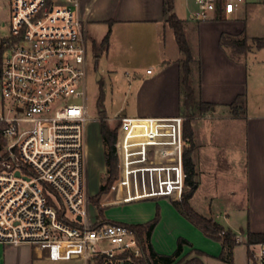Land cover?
<instances>
[{"label": "built area", "instance_id": "obj_1", "mask_svg": "<svg viewBox=\"0 0 264 264\" xmlns=\"http://www.w3.org/2000/svg\"><path fill=\"white\" fill-rule=\"evenodd\" d=\"M244 1L191 0L188 20L228 16ZM90 10L83 0H0V243L52 260L142 264L135 230L92 210ZM118 124L117 203L181 199L184 117L122 114ZM164 149L174 152L161 158ZM250 253L252 264H264V242Z\"/></svg>", "mask_w": 264, "mask_h": 264}, {"label": "crops", "instance_id": "obj_2", "mask_svg": "<svg viewBox=\"0 0 264 264\" xmlns=\"http://www.w3.org/2000/svg\"><path fill=\"white\" fill-rule=\"evenodd\" d=\"M83 1L91 5L88 16V34L95 39V31L102 26L105 27L103 29L106 34L109 30L111 31L109 45L104 52L107 53L115 36H118L121 52L123 54L134 53V61L132 64L128 63L131 64L133 72L132 81L129 84L133 97L131 116L173 117L181 115L180 61L183 53L179 47L175 30L167 20L165 0ZM245 2L246 0L228 16L201 22L188 20L191 0H174L173 11L178 18L185 21V29L194 57L201 62V73L199 74L198 69L195 70L196 88L200 87V95L204 101L216 105L210 111L197 113L192 118L195 137L191 157L195 164L194 178L198 182V187L191 198V203L194 207V198L203 182L201 178H207L211 183H216L222 178L221 175H217L219 168L231 172L235 168L233 164L239 163L232 152L236 149L241 150L244 157L242 168L244 190L240 195L248 202L249 209L240 221V231L249 226L252 231L264 234V47L258 48L254 43V39L264 37V33L250 24L248 16L245 15V10L248 8ZM260 3L264 4V0ZM225 34L246 36L251 45L250 50L233 56L232 49L221 43L222 35ZM104 52L91 61L94 66H100ZM142 56H145L148 61L146 66L140 63ZM149 69L151 72L148 73ZM239 95L246 96L247 113L245 117L234 116L229 106ZM238 134L242 138L241 142L237 138ZM216 159L218 162L214 164L213 161ZM208 180L206 183H209ZM233 191L231 189L230 193ZM209 197L204 198L208 200ZM164 199L169 200L168 198L144 200L156 201L154 214L149 220L138 222L145 223L153 219L157 206H160L161 220L151 237L154 249L160 254H172L178 247L179 238L182 237L191 243V245L185 244L184 247L188 246L190 250L199 249L207 254L203 256V259L218 256L222 251V243L207 237L200 228L184 217L170 200L166 201L167 205L172 212L176 209L181 214L180 216L193 226L190 227L193 231L189 229L192 234L198 233L206 245H221V250L218 254H212L205 249L198 248L191 235H179L177 247L172 252L166 253L158 249L159 244L154 242V238L160 226L168 218L161 202ZM205 209L209 217L214 218L215 215L218 217L223 213L224 219L229 220L230 218L227 208L215 211L212 205L207 204ZM204 215L207 216V214ZM224 226L234 231L230 224ZM9 248V250L16 251L21 249V246L9 245ZM189 253L190 251L186 254ZM182 254L180 257L186 255Z\"/></svg>", "mask_w": 264, "mask_h": 264}, {"label": "rangeland", "instance_id": "obj_3", "mask_svg": "<svg viewBox=\"0 0 264 264\" xmlns=\"http://www.w3.org/2000/svg\"><path fill=\"white\" fill-rule=\"evenodd\" d=\"M261 1L263 0H246L245 4L248 5V8L245 10V15L248 16V20L252 26L264 33V4H261ZM103 28L105 27L102 26L95 31V39L93 36L89 35L92 60L97 56L99 57L105 50L101 43L106 34ZM117 37L118 36H115L107 53L104 52L100 66L96 67L93 63L90 64L88 75V108L93 120L88 130L89 164L87 175L88 188L92 197L99 193L108 175L105 159L106 149L103 144L100 129L101 120H106L111 128H115L118 125V117L122 116L124 111H126L127 115H132L130 109L133 103V97L130 92L131 88L129 84L133 77L131 64L135 57H133V52L126 54L121 52V43ZM146 62H148L146 57L142 56V58H140L142 66H146ZM101 87H103L105 94L102 104L99 103L98 100ZM237 138H239V142L242 141L239 134ZM173 152L174 149H164L159 153V156L161 158H169L170 154ZM232 155L236 157L239 163L233 164L235 168L232 169L231 172H228L227 169L219 168L217 175H221L222 178L218 179L216 183H211L207 178H201L203 182L196 198H194V207L198 212L207 214V216H209V214L206 213L208 212L207 209H205L207 204L212 205L215 211H222L227 208L230 212L229 220L222 217V212L221 215L219 214L218 217L215 215L214 218L221 223L224 222V225L230 224V226L234 228V231L239 233L240 221L246 216L249 205L248 202L245 201L246 199L242 198V195H240L242 194L241 191L244 190V176L242 170L244 162L243 152L236 149L232 152ZM217 162L218 159L213 161L214 164ZM206 180H208L209 183H206ZM186 189L189 190L188 187ZM231 189L234 190L232 193H230ZM238 195L240 196L238 197ZM121 196L122 195L118 194L116 191L113 193L108 192L100 196L99 204H104L106 206L105 216L108 220L133 224L152 218L156 201L117 203ZM205 196L210 197L208 200H205ZM169 200L170 202L174 201L172 199ZM169 200L164 199L161 201L168 218L160 226L154 238V242L159 244L158 249L166 253L172 252L174 248L177 247V238L179 235H191L195 239L196 247L205 249L212 254H218L221 250V245H206L203 243L204 241L198 233L192 234L191 231L193 230L190 227L193 226L187 222L185 218L180 216L181 214H179L176 209H174V212L171 211V208L166 202ZM92 204L93 212H99L98 204L95 202H92ZM176 213L179 216H177ZM9 249V245L0 244V264L1 262L2 264H83L81 260H52L46 256H39L34 247L29 245L24 247L21 246V249L16 251ZM189 251V257H193L195 254L191 252L188 246L184 247L182 255ZM234 256L235 264H252L250 259L251 254L250 257L247 255V246L243 242H240V244L235 247ZM205 260L206 264H228L216 258H204V261Z\"/></svg>", "mask_w": 264, "mask_h": 264}, {"label": "trees", "instance_id": "obj_4", "mask_svg": "<svg viewBox=\"0 0 264 264\" xmlns=\"http://www.w3.org/2000/svg\"><path fill=\"white\" fill-rule=\"evenodd\" d=\"M174 0H165V12L168 15V22L174 28L176 38L183 53L181 58V115L184 117L183 125V139L187 144L183 148V166L187 174L185 180V190L181 199L174 200L173 204L178 209V211L186 217L195 226L200 228L204 234L216 241L222 243V251L216 259L224 261L228 264H235L234 249L240 243L237 242L236 238L238 234H241L244 238V244L247 246L248 256L250 257V245L253 243L264 242V234L254 232L247 228L242 229L239 233L233 231L230 228L225 227L219 221L215 220L213 217L206 216L198 212L191 203V198L193 197L197 187L198 182L195 180V164L191 157L194 149V127L192 123V118L197 113H206L214 108L216 105L213 103L206 102L202 99L200 95V87L196 88L195 84V70L198 69L199 74L201 73V62L194 57L190 42L187 37L185 29V21L181 20L174 13ZM110 30L107 32L102 40V46L104 48L108 47L110 40ZM222 45L229 46L232 49L233 56L241 55L250 50L251 45L248 43L246 36H234V35H222L221 38ZM254 43L258 48L264 47V37H258L254 39ZM104 89L101 87L99 95V103L104 101ZM231 113L237 117H245L247 113V100L245 95H239L230 105ZM103 112V111H102ZM120 125L118 124L115 128H111L106 120H101V136L103 144L106 149L105 159L107 165V179L104 184H102L100 191L94 197H92V202L98 204V213L103 221H108L105 216L106 206L104 204H99L100 196L105 193L110 192L111 186L119 178V158L116 155L115 143L118 138V131ZM189 188L187 190L186 188ZM161 220V208L158 205L156 209V214L153 219L145 223L131 224L129 225L135 230L138 238L141 241L144 258L141 259L142 264H206L203 256L207 255L205 252L199 249L193 248L191 252H194L193 257H189L186 254L182 257L183 247L185 244L191 245V243L185 238L180 237L178 240V247L172 254H160L158 253L152 243L151 237ZM180 257L179 260L176 259Z\"/></svg>", "mask_w": 264, "mask_h": 264}, {"label": "water", "instance_id": "obj_5", "mask_svg": "<svg viewBox=\"0 0 264 264\" xmlns=\"http://www.w3.org/2000/svg\"><path fill=\"white\" fill-rule=\"evenodd\" d=\"M255 50H257V48H254ZM126 113L125 112H123V115H125ZM17 174H19V173H17Z\"/></svg>", "mask_w": 264, "mask_h": 264}]
</instances>
